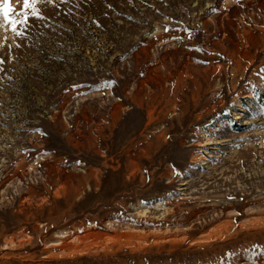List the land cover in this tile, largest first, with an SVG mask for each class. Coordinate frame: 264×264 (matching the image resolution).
<instances>
[{
	"label": "rangeland",
	"instance_id": "374dc122",
	"mask_svg": "<svg viewBox=\"0 0 264 264\" xmlns=\"http://www.w3.org/2000/svg\"><path fill=\"white\" fill-rule=\"evenodd\" d=\"M36 6L0 15V264H264V0Z\"/></svg>",
	"mask_w": 264,
	"mask_h": 264
},
{
	"label": "snow or ice",
	"instance_id": "6c2138e0",
	"mask_svg": "<svg viewBox=\"0 0 264 264\" xmlns=\"http://www.w3.org/2000/svg\"><path fill=\"white\" fill-rule=\"evenodd\" d=\"M36 5L37 0H22V6L17 11L11 0H0V15L16 35H23L20 27L27 28L30 17L43 18Z\"/></svg>",
	"mask_w": 264,
	"mask_h": 264
}]
</instances>
